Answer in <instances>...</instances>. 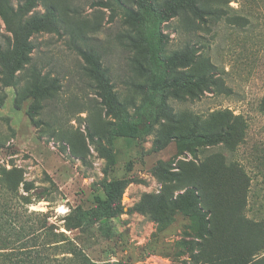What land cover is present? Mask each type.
<instances>
[{
	"label": "rangeland",
	"instance_id": "1",
	"mask_svg": "<svg viewBox=\"0 0 264 264\" xmlns=\"http://www.w3.org/2000/svg\"><path fill=\"white\" fill-rule=\"evenodd\" d=\"M24 1L12 0L15 7ZM100 1L38 3L40 12L53 5L63 22L60 34L33 36V62L61 81L52 97L44 92L45 76L38 77L36 96L35 76L7 77L9 70L0 63V164L17 169L30 187L25 191L20 184L29 202L0 201V212L7 209L10 219L18 214L20 232L17 239L13 228L1 226L0 253L21 240L28 252L23 264H201L220 244L228 254L242 251L260 258L264 0L202 1L203 7L221 10L217 20L207 14L205 20L197 18L178 0H105L110 7ZM127 8L137 17H128ZM10 37L0 16V44ZM187 44L198 48L207 72L224 78L229 93L206 92L191 100L158 86L159 79L173 78L168 58ZM87 46L100 52L110 69L114 86L103 92L107 101L83 72L77 49ZM226 108L244 114L249 123L246 140L235 151L221 144L181 142L193 117L219 126L223 119L212 113ZM231 163L251 178L245 195L242 172ZM115 179L123 183V211L102 216L100 200ZM204 189L215 200L228 194L235 207L230 217L223 215L225 207L218 209L222 228L214 235H205L204 228L212 227L206 222L211 213L194 197L190 212L158 203L189 190L201 197ZM90 209L95 213L82 221L79 213Z\"/></svg>",
	"mask_w": 264,
	"mask_h": 264
},
{
	"label": "trees",
	"instance_id": "2",
	"mask_svg": "<svg viewBox=\"0 0 264 264\" xmlns=\"http://www.w3.org/2000/svg\"><path fill=\"white\" fill-rule=\"evenodd\" d=\"M40 0H25L17 7L14 6L12 0H0V16L6 25L7 31L11 33L10 40L6 42L5 46L0 44V63L3 66H7L9 73L6 72L7 77H13L18 80L19 76H24L25 73H29V76L36 77V83L34 84V94L40 96L37 93L40 92L38 86L39 76H45L48 82V87L44 92L48 98L52 97L55 92L61 89V81L57 76H53L33 62L34 43L33 36L42 32H55L60 34L62 28V19L57 14L53 5H48L44 12L36 10ZM119 2V0H114ZM188 5L192 14L201 20H205V14L209 15L212 19L217 20L220 17L221 10L212 6L203 7L201 2L204 0H178ZM228 2L230 0H227ZM99 5L104 7H110L111 2L101 0ZM126 15L130 18H136L137 14L133 9L127 8ZM75 36V35H73ZM78 52L84 60L83 72L85 76L91 77L95 84L94 88L97 94L101 95L107 101L104 96V90H112L110 86H114L112 82V76L110 69L104 65L102 55L93 46H87L86 48L78 47ZM13 54V56H11ZM11 56V57H10ZM201 54L195 45L187 44L183 48L175 50L168 58L169 68L173 75L171 80L159 79L158 86L164 91H171L176 95L184 94L191 100L200 99L206 92H223L229 93V88L223 77L214 75L207 72V67L200 61ZM13 65V70L10 66ZM12 70V71H11ZM19 70V73L15 71ZM175 73H173V72ZM9 75V76H8ZM5 85H10L5 78L2 80ZM13 83V82H12ZM16 84V82L14 83ZM111 84V85H110ZM108 105L110 103L107 102ZM37 106L31 108V115L37 111ZM258 110L264 115V96L258 103ZM216 112V113H215ZM212 114H218L223 122L219 126H213L208 120H203L201 117H193L191 127L188 129L187 135L181 140L183 144L199 142L205 145H217L221 144L230 151H235L240 146L248 135L249 123L247 118L242 113H234L229 108L224 110L213 111ZM176 119V118H175ZM0 147L2 143L0 142ZM227 163L226 156H223V164ZM233 164V163H231ZM241 170L242 177L244 179V195L248 192L251 178L244 171L239 164H233ZM210 180V179H209ZM22 179L17 176V169H8L6 166L0 164V201L6 202L14 201L19 202L23 199L27 200L26 195L20 192V184ZM24 183V190L28 191V183ZM227 183V179L221 183L224 186ZM122 181L119 179L111 180L105 186L106 198L100 200L99 211L102 216H116L123 211L120 205V199L122 195ZM195 198V202L203 203L208 211L211 213V217L207 220L212 227L207 226L205 229V235H214L221 228L222 225H218L220 214L218 209L225 207L223 215L230 217L234 215L235 207L230 205L231 199L228 194H223V200H215L211 193L204 189L201 197L195 195V190H189L186 195H179L176 199H160L159 205L163 203L171 206H176L182 211L190 212L193 209V203L191 199ZM190 199V201H189ZM224 203V204H223ZM7 204V203H6ZM7 209L0 212V228L14 229L18 235L17 239H20V232L17 230V220L15 214L11 219L6 214ZM94 210H84L79 213L80 219L84 222L90 220ZM98 215V214H96ZM100 216V215H98ZM16 223V224H15ZM232 235V234H231ZM231 237L232 236L228 235ZM19 241L18 246L5 247L10 251H3L0 253V264H23L28 261L26 258V252L23 241ZM15 241V242H16ZM20 245V246H19ZM260 250V248H258ZM229 248L222 244L217 247V250H213L211 253H207V258L201 262V264H261L264 261V255L255 259V253L245 252H230Z\"/></svg>",
	"mask_w": 264,
	"mask_h": 264
}]
</instances>
